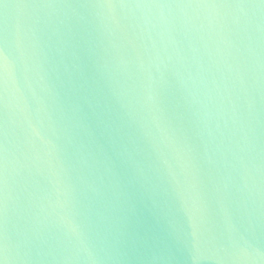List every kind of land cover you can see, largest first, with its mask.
Segmentation results:
<instances>
[{
  "label": "water",
  "instance_id": "obj_1",
  "mask_svg": "<svg viewBox=\"0 0 264 264\" xmlns=\"http://www.w3.org/2000/svg\"><path fill=\"white\" fill-rule=\"evenodd\" d=\"M0 53L7 264H264V0H2Z\"/></svg>",
  "mask_w": 264,
  "mask_h": 264
},
{
  "label": "snow or ice",
  "instance_id": "obj_2",
  "mask_svg": "<svg viewBox=\"0 0 264 264\" xmlns=\"http://www.w3.org/2000/svg\"><path fill=\"white\" fill-rule=\"evenodd\" d=\"M2 2V0H0ZM7 5H5L6 7ZM6 68V58L0 53V75L3 74ZM0 206H2V201H0ZM6 249L0 246V264H7V256L5 255Z\"/></svg>",
  "mask_w": 264,
  "mask_h": 264
}]
</instances>
